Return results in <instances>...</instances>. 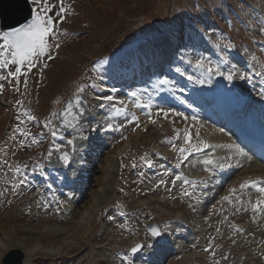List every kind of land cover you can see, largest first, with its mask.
<instances>
[{
	"label": "rangeland",
	"instance_id": "1",
	"mask_svg": "<svg viewBox=\"0 0 264 264\" xmlns=\"http://www.w3.org/2000/svg\"><path fill=\"white\" fill-rule=\"evenodd\" d=\"M29 3L31 7L35 6L31 0ZM50 3L57 4V0H50ZM64 3L70 11L60 25L59 49L53 47L50 50L52 60L43 58L47 67L33 68L27 75V85L23 76L19 83L14 78L0 80L4 84L0 92V193H3L0 195V259L7 250L4 251L1 240L8 239V248L19 245L28 250L37 243L44 246L45 251L30 253L32 264H122L117 253H127L135 243L142 244L143 248L140 254H129L131 264H264L260 255L264 251V214L253 222L255 213L251 209L238 211L236 204L227 203L225 210H219L217 215L212 213L213 205L229 187L245 179L258 178L260 172L252 169L255 166L264 169V161L245 154L240 146L233 148L234 156L217 151V148L204 149L222 157L227 154L231 159L227 160L225 168L215 171L207 187L198 188L199 199L190 200L181 198V182L178 181L175 187L171 179L180 173L205 177L203 165L197 162L202 156L193 153L181 168L176 169L174 163L178 153L168 143L172 140L179 146L183 142L184 128L188 127L193 143L198 131L199 139L206 143L222 145L229 141L234 144L231 131L209 120L208 114L213 109H216L212 117L215 120L219 119L220 113L224 115L226 109H230L229 115L242 118V121L234 119L237 124L247 126L258 120L256 129L262 131L264 125L261 123L262 127H259L264 117V104L258 93L264 90V77L253 74L251 83L239 79L230 83L223 77L213 76L211 84H197L188 81L175 68L181 67L200 78L202 70L194 65L203 55L218 63L224 71L233 63L244 70L246 59L247 70L264 71V33L260 32L264 27V0H64ZM56 10L50 14L54 15ZM153 30L157 32L149 38L144 36L137 40L138 43L135 41L138 36ZM154 35L171 38L166 42L172 44L164 58L153 63L157 65L147 61L146 72L136 76L132 72L140 67L138 54L141 49L154 46L149 41ZM217 39L221 41L219 48L212 43ZM228 41L236 47L225 48ZM181 53L187 54L188 58L178 57ZM252 54L256 55V61L250 59ZM221 58L229 63H222ZM102 60L107 62L101 64ZM94 67L96 71H93ZM6 71H0V75H6ZM128 72L134 81L128 79ZM98 75L105 77L106 87L103 93L88 90L87 112L79 134L87 137L81 139L84 150L80 154V173L85 174L86 180L84 183L68 181L66 174L73 167L50 169L43 156L53 139L56 143H66L67 136L77 133L52 138L44 122L51 113L57 112L80 83ZM165 76L174 82L175 88L158 83ZM113 87L116 92L111 91ZM133 90H139L145 102L151 101V107L133 108L127 100L128 92ZM100 95H112L118 107L119 100H125L128 113L106 120L108 109H101L102 101L96 98ZM29 99L34 107L29 105ZM17 100L21 105L16 104ZM168 108L185 113L188 119L171 113L165 118L159 110ZM25 110L36 119L28 121L22 114ZM133 112L137 120L129 123ZM18 114L25 121L20 126L32 132L39 143L32 144L30 138L14 132L20 123L16 119ZM149 114L151 121L156 118V122L147 127ZM192 116L198 117V122L192 121ZM107 123H112L113 127L107 128ZM21 140H24L23 146ZM157 152L159 156L155 155ZM145 153L155 162L154 167L149 168L141 161L140 157ZM38 161L44 164L43 177L31 170ZM133 164L137 167L133 168ZM16 168L20 169L19 173ZM169 169L168 175H164ZM140 172L144 175L140 176ZM21 173L25 184L13 194L11 186L21 178ZM160 179L166 183L158 184ZM48 184L52 188H48ZM69 192L71 197L67 195ZM98 192L102 194L100 210L89 221L81 219ZM259 195L250 186L242 193L243 202L254 203ZM78 198L75 212L72 209L57 210L59 200H66L65 205L69 203L70 206ZM45 202L49 205L47 208ZM181 204L184 206L180 209ZM148 224H156L163 232L160 239L165 236L164 245L157 244L160 239L151 242L146 230ZM230 224L239 225L244 232H235ZM55 225L65 228L64 234L56 236L48 232L46 227ZM214 227L220 228V234ZM207 230L210 233L204 239ZM223 234L220 241H215V237ZM210 237L214 238V257L204 251ZM58 247L60 249L52 254ZM145 249L152 250L150 257L141 254ZM224 256L228 257L227 261L223 260Z\"/></svg>",
	"mask_w": 264,
	"mask_h": 264
},
{
	"label": "snow or ice",
	"instance_id": "2",
	"mask_svg": "<svg viewBox=\"0 0 264 264\" xmlns=\"http://www.w3.org/2000/svg\"><path fill=\"white\" fill-rule=\"evenodd\" d=\"M31 3L35 5L30 10V19H27L26 22L20 23L19 26L9 27L7 30H0V71L7 70L6 75H0V80H8L9 78H14L17 83H19L20 78L24 77V83L27 85V75L33 68H36L38 65H42L43 67H47L46 64L43 63V58H47V60H52L53 56L51 55V49L55 47L59 49L60 44L58 42L61 28V23L66 19V15L70 11L69 7L65 6L64 0H57V4H51L50 0H31ZM54 9H58L53 13ZM260 32L264 33V27L260 28ZM55 41V44L52 43ZM214 47H220V39L216 41H212ZM225 48L234 49L236 47L231 41H228L224 44ZM247 52V49L244 50ZM183 59V57H181ZM250 59L252 61H256L257 57L255 54H252ZM106 60L100 61L101 64L106 63ZM221 62L228 64L229 61L225 58H221ZM191 63V61H189ZM196 68L202 70L200 78H197L194 75L188 74L186 71L182 70L181 67H176L175 71L182 76H186L187 80L197 84H211L213 76L223 77L224 80L228 82H232L234 79L244 80L248 83L252 82L253 74L257 77H264V71H256L253 73L252 71L247 70L248 60L246 59L245 65L243 66L244 70H241V66L233 63L227 71L221 69L218 63H214L211 60H208L203 55L200 58L195 60ZM264 67V66H262ZM14 68V70H12ZM255 68V65H253ZM93 71H96V68H93ZM105 77L102 75H98L96 77L86 78L84 83H80L73 95L68 99V101L64 104V106L58 112L51 113V116L47 118L44 122V127L49 129L50 135L52 138L57 137L58 135H64L61 129L71 130L73 133H77V135H70L66 137V143H56L53 139L49 144V147L46 153L43 156V159L46 161H50L53 155L57 156V160L59 163L63 165H68L70 160L72 159V153L76 150V142L78 139H86L82 135H79L82 132V124L81 121L85 117L87 106H88V90L99 91L103 93L106 85L104 84ZM160 85H171L175 88V84L172 80H170L167 76L163 77L158 81ZM4 88V84L0 83V92H2ZM19 90L18 88L16 89ZM112 92H116L117 89L113 87L111 89ZM146 91V89H145ZM183 91V89H180ZM258 96L261 100H264V90L258 93ZM101 100L99 107L101 109H108V115L106 116V120L112 117L113 115L128 113V103L125 100H120L119 107L117 103L114 102L115 98L112 95H100L96 97ZM127 100L130 101L133 108H145L148 109L151 107V101L145 102L141 96L139 90H133L128 92ZM17 105H21V101H16ZM189 107L192 105L189 104ZM19 112V109H18ZM159 112H162L165 118L168 117L169 113L183 117L185 120L188 117L183 112H177L175 109H160ZM23 116L27 118L28 121H33L36 119L35 116L31 115L29 111H23ZM131 120L129 123L137 120L135 113H131ZM16 119L20 122L15 126L14 132L21 133L23 136L30 138L32 144H37L40 141L37 137L27 130L26 127H21V124H24L25 121L21 119V115L18 114ZM192 121L198 122V117L192 116ZM149 120L151 121V115L149 114ZM59 122V127L57 123ZM154 123V121H152ZM138 126V125H137ZM107 128H112V123H107ZM103 130V129H101ZM223 131V129H221ZM177 138H179V133H177ZM182 143L178 146L174 141L169 140L168 143L171 144L172 150L178 153V156L174 163V168H181L185 161L189 159V157L193 153H200L202 159L197 161L201 165H203V171L207 173L205 177H189L184 175L183 173L176 174L172 177L171 183L173 186L176 185L178 181L181 182L180 185V196L181 198H188L190 200H198L199 194L197 192L198 188L207 187L210 183L211 178L214 177L215 171L217 169H223L227 165V160L231 159L227 154L225 156H218L214 154V151L205 152L204 149H213L216 148H235V144H218L212 145L204 142L199 139V132H196V142L193 143V135L190 128L185 127L183 131ZM21 146L24 145V140L20 141ZM14 155V153H13ZM156 156H159L160 153H155ZM143 164L149 168L155 166V162L148 158V154L145 153L140 157ZM7 163V161H6ZM195 166V164H193ZM11 165H9V170H11ZM25 168L29 167L28 165H24ZM133 168L137 167L136 164L132 165ZM163 167V166H161ZM44 164L39 161L35 163L31 170L33 172H39V175L43 177L45 175ZM169 170H165L164 175H168ZM16 172H20L19 168H16ZM140 176H143L144 173L140 172ZM166 181L164 179H160L158 184H164ZM25 184V179L23 178V174L21 173V178L15 180V182L11 186V191L13 194L17 193V189L20 188L21 185ZM255 188L256 191L260 194L256 201L251 204V209L255 213L252 216V221L256 222L258 217L264 214V178H249L244 182L239 183L238 185L231 186L228 188L227 193L220 197V202H225L227 204H240L241 207L243 205V196L242 193L245 189L249 187ZM48 188H52L51 184H48ZM206 194V193H204ZM3 195V193H0ZM71 197L72 193L69 192L67 194ZM67 201L59 200L57 210L61 206H63ZM49 205L45 202L44 207L47 208ZM191 206V205H190ZM216 208V205H213V209ZM237 210H241L237 208ZM207 219V218H205ZM227 220V217H225ZM230 228H232L235 232H244V229L236 224H230ZM147 232L152 238L160 237L161 231L156 226L147 227ZM216 232H220V228L217 227ZM235 243V241H232ZM143 245L140 243H135L128 249L127 253H117L120 257L122 264H131L129 254H136L141 251ZM205 252H209L213 257L215 256V246H214V238L210 237L208 241L207 247L204 249ZM261 257L264 258V251L260 253ZM228 257L224 256L223 260L227 261ZM216 264H220V262H216Z\"/></svg>",
	"mask_w": 264,
	"mask_h": 264
},
{
	"label": "bare ground",
	"instance_id": "3",
	"mask_svg": "<svg viewBox=\"0 0 264 264\" xmlns=\"http://www.w3.org/2000/svg\"><path fill=\"white\" fill-rule=\"evenodd\" d=\"M155 33V32H154ZM169 40L170 41V39L171 38H166V37H159L158 35H154L153 36V39L151 40V39H149V41H151L150 43L151 44H154V46H152V47H150L149 49H141L140 50V52H139V54H138V60H139V63H140V67H138L135 71H133L132 73H135V75L137 74V73H139V74H143L144 72H146V67H144L145 65H146V62L148 61L149 63L148 64H153V63H158L160 60H162L163 58H164V56H165V54H167L168 53V50H169V47L171 46V44H172V42H166V40ZM181 56H178V57H183V59H186V58H188V56H187V54L185 55V53H181L180 54ZM179 58V59H180ZM168 61V60H167ZM182 61V60H181ZM153 65H157V64H153ZM126 69V68H125ZM125 72V71H124ZM127 72V71H126ZM131 73V74H132ZM126 74V73H125ZM129 74H130V72H128V74H127V76H129ZM135 75H132V76H135ZM137 76V75H136ZM130 81H134V80H132V78H130V76H129V78H128ZM140 79H138L137 81H139ZM224 97V94L222 95V98ZM262 103L264 104V100H262ZM87 112V111H86ZM234 116L233 115H227V117H225V121L224 120H220V123L222 122L223 124H222V126L223 125H225V126H227V125H229V122L230 121H232V120H234ZM252 118V117H251ZM252 120H253V118H252ZM153 121V120H152ZM152 121H149L150 123L147 125V127L149 126H151V124L153 123ZM235 121V120H234ZM236 122V121H235ZM254 123V122H253ZM147 127H145V128H147ZM239 127L242 129V130H245L247 133H252V132H254V133H256L259 137H261V139L263 140V138H264V128L262 129V131H260L259 129H256V128H253V129H251L250 128V126L249 125H247V126H244L242 123H238L237 124V122H236V126H234V128H235V130H234V132H236L237 133V135L238 136H240V132H239ZM264 127V126H263ZM233 128V129H234ZM196 135V134H195ZM199 136H200V134H199ZM226 137V136H225ZM228 138V137H227ZM194 141V140H193ZM246 143V142H245ZM219 144V143H218ZM217 144V145H218ZM224 144H232V143H230L229 141H225L224 142ZM235 144V143H234ZM84 141L83 140H81V139H78L77 140V142H76V150H75V152L72 154V159L70 160V162H69V167H73V169L71 170V171H69L67 174H66V176H67V180L68 181H74V180H80V182L81 183H84V181L86 180V177L84 176L85 174H81L80 173V168H81V164H82V162H81V157H80V154H81V152H82V150H84ZM259 145V149H264L263 148V144H262V142L261 143H259L258 144ZM233 149V148H232ZM233 151H235L234 149H233ZM259 151V150H258ZM221 152H223V151H221ZM224 152H226V151H224ZM166 156V155H165ZM175 156V155H174ZM258 160V159H257ZM197 167V166H196ZM252 167H253V165H252ZM251 167V168H252ZM68 168V167H67ZM194 168V167H193ZM193 168H192V172H193ZM229 167L227 166V169H228ZM197 170H198V168H197ZM249 170V169H248ZM253 170V172L254 171H259L260 173H259V176H258V178H264V169H262V168H260L259 166H255V168H253L252 169ZM191 172V173H192ZM193 175V174H192ZM196 175V174H195ZM205 176H207V175H205ZM245 180H247V179H245ZM242 182V181H241ZM244 182V181H243ZM240 183V182H239ZM238 185V184H237ZM162 187V186H161ZM176 187V186H175ZM171 188V187H170ZM166 190V189H165ZM171 190V189H170ZM197 192L199 193V191H198V189H197ZM170 193V192H169ZM178 193V192H177ZM174 194H175V192H174ZM177 195H179V194H177ZM254 195V194H253ZM177 197V196H176ZM101 198H102V194L100 193V192H98L96 195H95V199H94V202L91 204V206H89V207H87L84 211H83V213H82V215H81V219H83V220H88L89 221V219L97 212V211H99L100 210V203H101ZM245 198V197H244ZM248 198V197H247ZM79 200V198L78 199H75L74 201H72V203L70 204V206L68 207V208H70V209H72V211H74L76 208V203H77V201ZM220 201V200H219ZM154 202V201H153ZM162 204H166V202H164V201H162L161 202ZM160 203V204H161ZM180 203H182V202H180ZM251 204H252V202H249V201H247V202H243V205H242V207H241V205L240 204H236V206L238 207V208H240V209H242V211H245L246 209H247V211L249 210V209H251ZM169 205V204H168ZM183 206H184V204H181V205H179L178 206V208H183ZM189 206V205H188ZM226 207H228V205L225 203V202H220V203H216V208L215 209H213L212 208V213L214 214V215H217V213L219 212V210L221 211V210H225L226 209ZM235 207V206H234ZM252 210V209H251ZM80 211V210H79ZM250 211V210H249ZM75 212V211H74ZM77 214V213H76ZM212 214V219H214V215ZM220 214V213H219ZM234 214V213H233ZM244 214V213H243ZM237 216H239V215H237ZM233 217V216H232ZM235 217V216H234ZM240 217V216H239ZM238 217V218H239ZM236 218V217H235ZM237 218V219H238ZM53 219V218H52ZM215 221V220H214ZM180 225V224H179ZM211 225V224H210ZM218 225V224H217ZM212 226H216V225H212ZM220 226V225H219ZM209 227V226H208ZM226 227H227V225H226ZM206 228H207V226H206ZM205 228V229H206ZM215 228V227H214ZM224 228V227H223ZM46 229L48 230V232H51V233H53L54 235H56V236H58V235H60V234H64V232H65V228H63V227H61V226H59V225H55V226H52V227H46ZM216 229V228H215ZM228 230V229H227ZM211 231V230H210ZM224 232V231H223ZM210 232H209V230H207V231H205L204 232V234H205V237H204V239L207 237V235L209 234ZM212 233V232H211ZM220 234V233H219ZM210 236V235H209ZM225 236V234H223V235H221V236H217V237H215V241H220L223 237ZM226 236H227V234H226ZM256 237V236H255ZM253 238V237H252ZM160 239V238H159ZM164 239H166L165 238V236L162 238V239H160L158 242H157V244H165V240ZM2 241V246H3V248H5L4 249V251L8 248V245H9V241H8V239L7 240H1ZM197 241V243H200V242H202L201 240H196ZM204 241V240H203ZM168 242V241H167ZM204 242H206V241H204ZM203 242V243H204ZM229 242V241H228ZM167 244V243H166ZM161 246V245H160ZM44 247V246H43ZM42 246H41V244L39 245L38 243L37 244H35L34 246H32V247H30L26 252H27V254L30 256V253H35L37 250H41V251H45L44 250V248H43ZM60 248L58 247V248H56L55 250H53L52 251V254H54L55 252H56V250L58 251ZM219 252V251H218ZM5 253V252H4ZM152 253V250H148V249H145L141 254H144V256H146V257H150V254ZM221 252H219V254H220ZM138 254H140V252L138 253ZM141 256V255H140ZM25 264H29V262L28 261H25ZM32 264V263H31Z\"/></svg>",
	"mask_w": 264,
	"mask_h": 264
},
{
	"label": "water",
	"instance_id": "4",
	"mask_svg": "<svg viewBox=\"0 0 264 264\" xmlns=\"http://www.w3.org/2000/svg\"><path fill=\"white\" fill-rule=\"evenodd\" d=\"M30 10L31 6L28 0H0L1 30H7L9 27H16L19 26L20 23L26 22V20L31 17ZM69 98H67L63 102L59 110H61V108L68 101ZM56 123L59 127V122L57 121ZM61 131L66 134L71 130L61 129ZM48 165L51 167L58 168H63L66 166L58 162L56 155H53L52 159L48 162ZM149 226H156V224H148L147 227ZM157 239L158 237H151L152 242H156ZM26 251L27 250L23 249L19 245L7 248V250L5 251V253H3V256L0 259V264H25V261H28L29 264H31V257L27 254Z\"/></svg>",
	"mask_w": 264,
	"mask_h": 264
},
{
	"label": "trees",
	"instance_id": "5",
	"mask_svg": "<svg viewBox=\"0 0 264 264\" xmlns=\"http://www.w3.org/2000/svg\"><path fill=\"white\" fill-rule=\"evenodd\" d=\"M153 31H155V30H153ZM153 31H151V32H153ZM151 32H150V33H151ZM147 34H149V33H147ZM147 34H145V35H147ZM145 35H142L141 37H140V36H138V38H137V39H135V41H137L139 38H141V39H142V38H143ZM125 47H126V46H125Z\"/></svg>",
	"mask_w": 264,
	"mask_h": 264
}]
</instances>
